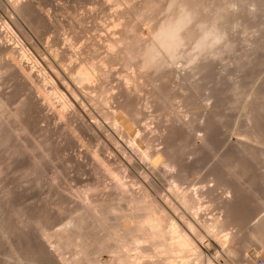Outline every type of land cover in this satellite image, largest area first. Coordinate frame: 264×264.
<instances>
[{"label":"bare ground","instance_id":"bare-ground-1","mask_svg":"<svg viewBox=\"0 0 264 264\" xmlns=\"http://www.w3.org/2000/svg\"><path fill=\"white\" fill-rule=\"evenodd\" d=\"M33 3L34 2L32 0H10L11 13H9L11 15H9L10 17L8 18L9 21L7 19H4V21L1 23L3 31L6 30L7 34L8 32H10L13 36L12 37L10 35L12 40L13 38L16 39V41L19 40L18 35L15 33L16 31H14V29L12 28V24L16 26L18 25V22L19 24L21 23V20L29 27H35V29L42 22L45 23L47 27H49L50 25H54L49 15H37L35 9H33V5H35ZM117 4L118 8L114 9L113 11H109V9L113 5ZM97 5H99L103 11L110 12H107L110 17V22L107 24L96 22L95 30H97V33H95V35L93 36H90V38L88 37L89 39L87 43L83 44L84 46L81 49H78L77 47L75 49L73 45L70 44L69 46L64 47L62 52H60L61 49L60 51L58 50L59 48L55 51L52 50L53 52L49 51L53 61H49L50 59L46 58L47 56L44 55V53H42V50L39 48L38 49L40 51V57L38 56L39 58H37V56H34L28 48L26 49V45L24 46L20 42V40L18 42L21 46L14 44L12 45V43H9L7 41L3 42L7 38H5L3 41H1L2 39L0 40V87L6 81H11V83L13 82L17 84L18 89H30L28 93H25V97L21 98L22 100H20V103H18L19 105L13 109L9 108L12 100L11 93L6 92V94L5 92L3 93L0 91V149L2 150L4 148V150H2L3 152L8 149L6 151L7 153L3 155L6 156L10 152L11 159L16 160L18 162L17 165H20L19 163H21L22 165L23 163L27 164V161L25 160L24 161L26 163L22 162V158H25L27 156V158L29 157L30 159V164L28 163L30 166L28 165V167L31 169L33 168L32 171L34 169V171H37L39 169L38 171L41 172L43 167V165L41 164L44 162L43 160L50 157L47 156V154L50 155L52 151L55 152L54 154H57L56 152L59 153L60 151H63V149L67 148V146L69 147V145H72V143L75 144L76 140L73 142L70 140L72 139L70 137H72L77 131L86 132L87 130V132L89 133L90 130L95 131L94 129L100 130V128H102V125H100L101 123L99 124L94 115L91 114L90 110L88 109V111L86 109L87 106L85 108V105L82 101L83 99L80 98V95L85 100H87L90 105L94 106L97 113L99 112L102 115V118H104V120L107 122L106 124H108L110 128V134L108 138L109 142L113 145V147H115L120 156L127 161L128 152H126L125 149H123L121 146H118V138L128 137L130 139H135L137 137V134L132 127L125 128L122 126H118L117 123L114 124L115 122L113 123V121L115 120L113 119H115L114 116L116 113H118V115L120 114L123 117L131 118V121H133L132 125L138 124L139 126L143 120L148 118L147 116L149 111L144 108L145 106L143 105V103L145 99L143 98L144 95L142 96V91L145 90L147 86L151 87L148 91L150 94L151 103L155 102L159 106L161 105L160 107H162L172 100H176L177 97H180L181 101H183L185 105L194 107L195 104L193 103L196 102L194 100V97L195 99L198 97V94H194V89L200 84V82L201 84L202 82L204 84V82L208 81L207 84H209V80L215 79V82L217 84L222 85L223 83H221V81H224V78H227L225 76L228 75L226 73L228 71L226 67L227 64L225 65L223 62L224 65L222 64V67L220 66V69L218 68L219 71H215L218 76L216 74L215 78L213 79L212 73L215 66L213 65V61L215 59L221 58V60H223L225 56H229V54L226 55L225 53H232V59H230L232 60L230 62L232 67L229 65L230 68H232L231 71L243 69L244 66L243 68L241 67L242 65H246V59L249 64L253 61L249 60L251 59L249 57L245 60L244 58L247 57V54L251 55L250 52L256 49V46L257 48L258 46H261L259 43H262L261 41L263 40L262 38H258L257 36H255L256 34L252 35L257 38H247L246 40L250 39V41L252 42L251 45H248L244 52L242 51V53H239L237 52L239 51V48H237V46L239 45L237 44L238 40L231 34L232 32L230 30L235 25V23L238 24L240 22H238L237 19L240 17L239 19L241 20L242 16L248 17H246L247 19H245L247 21L244 22L246 24L248 23V20H252L251 22H249V24L252 25V22L255 21V23H261H256L255 26H259L258 28H260V25L263 26L264 0H97ZM40 13H42V11ZM6 14L8 13L6 12ZM13 15L16 17V19ZM80 20L78 21V23H84ZM243 20L244 18L239 24H241ZM251 25L247 24L245 25V27L247 28V26H249L248 28H251ZM20 26L18 29H20ZM81 27L82 28L79 32H85L89 28H85V26ZM146 27L147 33L144 32V28ZM262 29L264 30V26L259 31H262ZM22 36L24 35L22 34ZM26 36L28 38V35ZM236 37L238 36L236 35ZM253 39H260L259 42L256 40L259 45L255 44L256 46L254 47L255 40ZM58 41L61 40H54L53 42L58 44ZM247 43L250 44V42L248 41ZM51 47L53 48V46ZM37 50L36 53H39V51ZM101 50L104 51V55L101 56L102 58L98 60ZM2 56H5L6 58H2ZM68 59H70L69 64H66V66H68L64 67V61ZM183 60L185 61L184 64L186 63L190 65L191 70L194 72L192 73L198 74L199 77V80H192L194 79H191V77L193 76L192 73L189 72L187 76L185 75L186 77H184V80L182 81H184L185 84L186 82H189V91H184L182 89L181 91L179 88L178 90L174 86V84H171V80L176 72L175 65L176 63ZM55 63L59 68L55 66ZM115 64H120L126 69V72L128 71V69L129 71L122 77H115L117 71L112 68L113 65L115 66ZM130 69H132V72H130ZM228 73L230 76V73L232 72L228 71ZM233 79L234 77L231 78L230 76L228 80L230 84ZM235 79L233 80L235 84L233 82L232 83L234 87L236 86L235 89L237 90V87L241 84H237L235 82ZM113 81H116V83L113 84ZM184 82L182 88L184 87ZM263 82L264 81L262 79V86H259L260 83L258 86L263 87ZM216 83L215 85H217ZM215 85L213 84L209 87L211 88ZM234 87L232 86V89ZM216 88L217 86H215L214 90ZM218 88L220 91V87ZM247 88L245 92H247ZM258 88L256 87V89L253 90L252 87V90L255 92V95L257 94V97L253 95L254 93L250 94L247 92L249 94L248 96L252 95V97L254 96V99L248 97L247 99H250V101L245 99V101L243 102L244 106L243 104H241L242 106L240 105L241 107H243V109L245 108L247 112L246 114V112H244L245 109L243 110L245 114L242 113V115L247 116L244 118H247V120H244L247 122V124H244L245 122H241V129H243L245 125H247L248 128L246 131L248 132L247 134H245V131V133L241 134H245V138L247 139L253 138V140L256 141L253 142L255 143L254 146L252 145L253 140H248L249 143L251 142L250 144L254 148L250 146L249 143V146L243 145L242 148L241 145L243 143L241 144V142L244 141V138H242L243 140L241 142H237V144H235L234 146L232 145V148H235V146L238 147L237 150H239V152L241 150L244 151H241V154H239V156L237 155V152L234 151L236 150V148L234 150L225 149L227 151H231V153L235 152L234 154L239 158L238 160L237 156L234 157L235 155L233 154V157L237 158V164L236 161L235 163L233 162V164L230 162L232 166L234 165L233 167L231 166L232 168H237V170L235 171L236 174L233 175V177L235 176V178L236 176H238V178L242 176L241 178H243L245 171H248L247 169H245L248 168L246 166L248 165V163H250L252 166L256 165V161L258 162L259 160L258 155H260V160L262 159V163L259 160L257 165L261 164L264 167V88L262 91H260L261 88H259L260 90ZM35 89L40 90V94H37L36 91H34ZM111 89L116 90L112 91ZM186 89L188 90V88ZM257 89L259 90V93L256 92ZM252 90L250 92H252ZM41 91L43 94L41 93ZM15 92L16 91H13V93ZM45 92H47V94L49 92L50 95L48 94L49 96L42 97ZM17 93L19 94V92ZM216 97L215 101H217V98L219 100V97ZM112 102H114V105L112 104ZM219 106L220 105L218 104V106L215 107ZM201 107H203V109H199L200 111L198 110L199 107L197 108V118L194 114L196 112V109H193V114L195 116L192 115L194 116L192 117V119L196 118L193 119L194 121L196 120L195 124H197V121L201 116L211 118L215 117V115L218 114V108L214 107V110H212L210 109L211 107L208 108L209 106L206 107L205 105H202ZM85 115L89 119H86ZM181 116L179 113H175L172 118L173 121L164 126V128L166 127V131L162 135L164 141L163 143L165 144L164 148L162 147L159 149H154L155 146H152L153 149L151 148L150 151L148 149L149 153L146 151L148 154L147 156L155 163L152 166L155 165L154 169L156 170V174H163L162 177L164 176L167 179L173 176L176 177L175 174L178 172L175 170L176 166L180 168L179 170H181V173L184 171L183 173L185 174L186 171V161L183 163L185 157L179 153L180 149H178L179 152L177 150V145L181 141H178L179 139H183L184 142H187V140L192 143L195 142V148L193 146L192 147L197 151L203 144L202 143L200 145V143L196 142L197 134L195 132L196 130L194 131L193 129V126L195 125L193 123L194 121L192 119L186 121V119H182L183 116ZM39 118L47 119L48 121H50V123L51 121H53L54 126L50 128H43V126L42 128H40L41 126H39L40 132H43L46 138H42L43 142L41 141V139L40 142L38 141L39 143L36 142L35 144H32L35 142L32 141L31 144L35 147H30V145L28 144H30V139L33 140V138L35 137V135L34 137H32L31 135L33 131H37L36 128L38 126V122L36 123V121ZM63 118H65L66 120H62ZM72 121H76L77 125H75V128L71 127L70 130L67 129L66 131V128H68ZM208 125L211 126L210 124ZM208 125L205 126V130H207L203 134L204 136L200 137L201 141H204L203 146L206 142H209L210 138L208 136H212L211 131H213V127L211 126L209 128ZM140 126L143 133L142 137H149V134L152 133L150 127L144 124V122ZM196 128L197 127H195V129ZM57 132L65 133L66 137L70 138L69 140L71 143H51V141L53 140H49V138L51 137L49 135ZM75 137H77V135ZM28 138H30L29 141H27ZM48 140L50 143L48 142ZM25 141H27L28 144H26ZM177 141L179 143L175 146ZM245 141L244 143H246ZM238 144L239 146H237ZM205 146L203 150L207 147H210L211 145ZM136 147H134V149H136L135 151L143 149L142 147H140V145ZM30 148L33 151L35 149L32 148H36L37 151L39 150V153L37 154L36 152H31ZM100 148L101 147H97L98 152H105V149H107V147H102L101 149ZM253 149L254 151L256 150L255 153H257L258 155L253 152ZM46 151H48V153ZM143 151L144 150H142V153H144ZM249 151H251L250 153L253 152L255 154L254 159L252 158V160H256L254 164H252L254 161L251 163V157H253V154L251 155L249 153L250 158L248 157V160L250 159V162L248 160L245 161L248 156V153L247 155H245V152ZM146 152L144 153V155H141V153V156L138 155L141 158H144V161L146 160ZM200 152L201 151L199 150L198 153ZM228 153H223L222 155L226 158H222L226 160L229 156L227 155ZM231 153H229V160L234 161V158L231 159ZM242 153H244V155ZM241 155L245 157V159L243 160L245 161L244 163L241 159L243 157L240 158ZM256 155L258 156V158L255 157ZM43 156L46 157L44 158ZM219 157L218 160L221 161L222 159H220L221 157ZM76 159L77 160L74 161L80 163V160L78 158ZM108 160H111V157H109ZM220 161H218L220 164L222 162L229 163L228 161L224 160L221 162ZM217 163L216 165H220L219 163ZM225 163H222V165L224 164V166L222 167L224 168V170L226 168L227 171V168L230 165H227ZM245 163L247 164L246 166ZM214 165L215 164L213 163V167H211V172L213 173L211 174L215 173L219 175L218 173L220 172H218V168L221 165L219 167ZM39 166H41V169L37 168L36 170L35 167ZM214 167H218L217 170ZM231 167L230 169H232ZM25 168L27 169V167ZM29 168L25 172V170H23V165V168L21 167V171L23 170L27 174L28 171H31L29 170ZM252 168L250 167L249 169L251 170ZM2 169H0V174L2 172H5L4 169L3 171H1ZM8 169L9 167L6 170ZM230 169L227 172H231L230 174H232V172L235 173L233 171L235 169L231 171ZM37 173L38 172H36L34 176L36 177L37 175V177H40L39 173ZM248 173L245 174V176L248 175ZM177 174L179 175L180 173ZM117 181L118 180H116V183H112L111 181V184L109 185L101 182L97 183V188L102 193H98L97 195L100 197L96 199L90 198L89 195H86L87 193L85 195L82 194V196H80L78 199H74L70 194H65V192H63L65 196H61L62 201H65L64 203L67 204L73 203L74 207L70 209V213L73 210V215L71 216L70 220L66 224H64L65 226L63 225L61 228L55 229L53 231L51 230L50 226L51 224H53L52 217L47 213L45 208L43 209V207H38L36 209L34 208L33 210L31 208L30 211H27L28 208L26 210L22 208V210L18 211L20 207L17 208V205L14 206V209L16 208L15 210L18 211V213L22 211L19 214L21 216L23 214V217H25H21V220V218H19L18 216L20 222L24 221L25 219V223H27L26 225H28L29 221L33 223V225L35 224L36 227H39L40 233L38 232V230L37 232L41 235H39L40 237L43 236L44 238L42 239L37 236L39 240L35 238V235L37 234H33L35 236L34 237L31 234L32 232L29 233L30 230H26L27 228L25 227V224L23 226H20L25 227L24 229L22 228V230L21 228H18L19 224H17V231L20 229L18 231L17 240H8V237H10L8 235L10 233L14 234L16 230L14 229V226L12 227V223L10 225L11 221L9 222V216L12 213L11 210L13 209V201L10 202L11 197H13L12 192L9 191L11 194L8 192L10 195H6V191V194L4 195L8 196V200L7 197L5 199L3 196L4 199H2L1 201H5H0V235L4 236V238H7L8 241H5L10 247L8 248L11 250L15 258L20 260L19 262H22L23 259L30 258L32 260L41 261L43 262V264H51V259L54 258V261L59 260L58 264H161L162 261L157 257L161 256V254L167 253L168 255H166L165 259H167L168 256V264L177 263L175 262L174 258L176 254H183V257H185V255H191L192 258L188 259V256V258H186L190 260V262L194 261V263L196 264H217L218 260L221 259L222 254L217 252V255L215 257H212L205 252V246L202 245L204 248L201 247V242L205 237L204 234L207 233L214 238V241L217 242L218 245L221 246L223 252L227 251L226 254L230 258L224 264H234L233 259L236 252L232 249L226 250L224 247H226L228 245V242H230L231 240H238V236L236 235L237 233L234 231H228L227 229L236 227L237 224L242 221L246 222L244 221L245 215L244 218L242 216L244 214V210L242 211L241 209L243 208V204L240 203V201L243 202L241 200L242 198L239 201L240 194L238 193V191L240 189L237 190V188H234L237 190L236 192L239 194V197L237 198L236 196L238 195H236V193L234 192L236 196H231L225 201V203L223 204V214L221 216H213L200 220L199 218H201V212L203 210L201 211V209H199V211H195L197 204L201 202L199 199L200 193L196 194V190L194 192H192L193 190L178 191L177 188H173L174 190H172L174 194L180 199L182 205L190 210H193L195 208L193 210L194 214L197 217V220H200L197 221L194 216L192 220L190 218H186L184 214H181V216L179 217H182V219L178 220L183 221L182 223H179L178 220H175L176 218L174 219L170 214H168L169 212H165L164 207L161 206L157 200L150 198L148 192L145 195H142V193H137L138 195H129V192L128 194L125 193V190H123L122 188L123 182ZM199 182H205V179L203 178ZM237 185L239 186V184ZM108 186L111 188H108ZM106 188L108 189L106 190ZM87 189V191L89 192L90 190H95L91 187ZM6 190H8V188ZM98 201H101L102 204H98ZM170 206L174 210H177L174 204H171ZM198 206L199 208H201V205L198 204ZM239 208L243 212V214L241 213L242 215L239 212ZM204 209H207V207ZM24 210L26 212L23 213ZM61 218L63 219L64 217ZM242 218L244 220H242ZM246 219L248 220V218ZM127 222H131V226H125ZM197 222H199L201 229L198 228ZM251 222L249 221L244 224H246V226H252L249 230V234L251 241L253 243L256 242L254 245L257 244V248H255L254 250L257 253H264V214H262V216L255 220V222L252 223L253 225H250ZM21 223L20 225H22ZM244 224L242 223V225L246 227ZM239 225L237 227H239ZM242 225L240 226L242 227ZM66 234L72 236V239L68 238ZM51 238L54 239L55 245L57 246L55 249L57 250L50 247L51 244L49 242L52 240ZM67 246H72L71 251L75 249V252H70L69 250V254H74H72V256L70 255L71 257H68V259H66L67 256H65V252L63 253L62 251H60L63 248L64 250L67 248V254ZM58 250L60 251L59 254H64L65 259H63L64 256H60L58 254ZM132 251H135V253H133ZM104 252L112 254L113 257H111V260L109 262H103L100 259L99 254L102 255V253ZM250 258L248 260L243 259V261H247L246 264H254V262H256L254 261L255 259L253 260V256H251ZM12 259L14 258L12 257ZM181 259L184 260L183 262L187 261V259ZM164 261L166 263V260ZM176 261H178L179 263L180 260Z\"/></svg>","mask_w":264,"mask_h":264},{"label":"rangeland","instance_id":"rangeland-1","mask_svg":"<svg viewBox=\"0 0 264 264\" xmlns=\"http://www.w3.org/2000/svg\"><path fill=\"white\" fill-rule=\"evenodd\" d=\"M32 1L34 2L33 4H35V5H33V9H35L37 15H39V16L42 14L49 15L50 18L52 19V22L54 23V25H53L54 27L51 25L49 27H47V25H45V23L42 22L35 29V27L34 28L29 27L26 23H24L21 20L20 24L18 22V25L19 26L21 25L20 29H18L19 26L16 24H15L16 26H14V24H12V28L14 29V31H16L15 33L18 35V39L20 40V42L24 46L26 45V49L28 48L29 51L34 56L35 55L37 56V58L40 57L39 56L40 55L39 49H41L42 53H44V55L47 56V57L45 56L46 58L50 59L49 61H53L49 51H52V50L55 51L59 48L58 50L60 51V49H61L60 52H62L64 47H67L70 44L73 45V47L75 49H76V47L78 49H81L84 46L83 44L87 43L90 36H93V35H95V33H97V30H95L96 22H100V23L102 22L105 24L110 22V17L108 15V13H110V12L103 11L100 8V6L97 5V0H32ZM113 6L109 9V11H113L114 9L118 8L117 7L118 4L113 5ZM96 7H98V8H96ZM85 9H86V11H85ZM10 11H11L10 0H0V25H1L0 26V32L1 33L3 31L1 22H3L4 19L5 20L7 19L9 21L8 18L10 17L9 15H11ZM41 11H42V13H40ZM6 12L8 14H6ZM246 17L247 16L241 17L242 19L244 18L242 23L247 21L245 19H247L248 17L247 18ZM81 18H83V19H81ZM15 19H16V17H15ZM85 19H86V21H85ZM238 19H237L238 22L242 21V19L241 20L240 19L238 20ZM19 20H17V21H19ZM79 20L81 22H84V23H78ZM82 20H84V21H82ZM251 21L248 20L247 24L251 25V24H249V22H251ZM239 23L238 24L235 23V25L230 30L232 32L231 34L235 38H237V40H238L237 44H239V45L237 46V48H239L238 49L239 51H237V52L242 53V51L244 52V50L246 49V47H248V45L249 46L251 45V43H252L250 41L251 37L252 38L258 37V38H262L264 40V30L262 29L263 32L259 31L261 28H263L264 25L263 26L260 25V28H258L259 26H255L257 22L255 23V21H254V22H252L251 28H248L249 26H247V28H246L245 27V25H247L246 23H244L245 25L242 23L241 24H239ZM253 23H254V25H253ZM259 24H261V23H259ZM87 25H89V26H87ZM81 26H85V28L89 27L85 31L86 33L85 32H79L82 28ZM236 28H237V30H236ZM74 30L77 32H75ZM20 32H21V34H20ZM144 32L147 33V27L144 28ZM22 34L24 36H22ZM25 34L28 35V38ZM79 34H80V36H79ZM254 34H256L255 36H257V37L252 36ZM10 35H11L10 32H8V34H7L6 30H4L3 33L0 35V40L2 39L1 41H3L5 38H7L3 42L7 41L9 43H12V45L14 44V45L21 46L18 42L19 40L16 41V39L13 38V40H14L13 41L12 38L10 37ZM236 35L238 37H236ZM74 37H75V39H74ZM247 38H250V39L246 40ZM9 39H10V41H9ZM76 39H77V41H76ZM54 40L55 41L61 40V41H58L60 44L53 42ZM253 40H255L254 47L256 45H259V44L261 46H258V48L256 46L255 47L256 49H254L250 52L252 56L250 54H249L250 56L247 54V57H245L244 60L249 57V58H251L249 60H253V61L249 64L247 59H246V65H242V67H241V68H243V66H244V68L239 69L241 72L239 70H237V71L234 70L235 72L231 71L232 68H230V66H231L230 62L232 60H230V59H232V53H225L226 55L229 54V56L224 55L225 57L223 56L224 57L223 60H221V58H218L219 60L215 59L213 61V65H215L214 71L212 73L213 79L215 78V76L217 74L216 72L219 71L218 68L220 69V66L222 67V64L224 62L225 65L227 64L226 65L227 70L232 72V73H230L231 78H233V77H234V79L236 78L235 82L237 84H239V83L241 84L238 86L239 88L241 86L240 89L238 87H237V90L235 89L236 86L234 87V85H233L234 79L232 80L233 83L230 81L232 85L229 83L228 80H229L230 76H229V73L227 71L226 73L228 75H225L226 73L224 74L227 78H224L225 80L224 81L222 80L223 82L221 81V83H223L222 85L217 84L215 82V79L214 80L211 79L212 81L209 80L210 85L207 84L208 81L204 82V84L202 82L203 85L200 82V84L196 87L197 90H196V88L194 89V91H195L194 94L195 95L198 94L197 95L198 97L196 99L194 97V100L196 102L193 101V102H195V103H193V104H195L194 107L192 106L193 108L191 106L185 105V103L183 101H181L180 97H177L176 100H172L168 104L160 107L161 105L159 106L155 102H154L155 104L151 103L150 94L148 92L151 87L147 86L146 89L142 91V96L144 95L143 98L145 99V101L143 103V105L145 107L144 106L143 107L147 111H149L148 116H147L148 118L143 120L142 123H140V125L143 124V122H144V124H146V125H148V127H150V129L152 130L151 131L152 133L149 134V137H142L143 133L141 130V126L140 125L138 126V124L132 125L133 121H131V118L123 117L120 114L118 115V113H116L117 115L115 114V116H114L115 119H113L115 121H113V123L115 122L114 124L117 123L118 126H122L125 128L132 127L133 130L136 131L135 133L137 134V135L135 134L137 136L135 139H130L128 137L118 138V143H119L118 146H121L123 149H125L126 152H128L127 153V156H128L127 161L124 160V158H122L120 156V154L117 152L115 147H113V145L109 142L108 138H109V134H110V130H109L110 128H109L108 124H106L107 122L104 120V118H102V115L99 112L97 113V111L95 110L96 108H94V106L90 105L89 102H87V100H85L81 95H80V98L83 99L82 101L85 105V108L87 106L86 109L90 110L91 114L94 115L95 119L99 122V124L101 123L100 125H102V128H100V130L94 129L95 131L90 130L89 133L87 132V130H86V132L85 131L84 132L83 131H81V132L77 131L75 133L77 135V137H75L76 136L75 134L73 135L75 139L73 138V136L70 137L73 140L66 137L65 133L57 132V133H54L55 135L50 134L49 136H51V137L49 138V140L50 141L53 140V141H51V143L52 142H55V143H63L64 142L63 144H65L67 142H70V140L73 142L75 140L76 141H75V144L72 143V145H69V147L67 146V148L63 149V151H60L59 153L56 152L57 154H54L55 152H53V151L50 155L47 154V156H50V157L43 160L44 162L41 160L43 163H45V164H43V163L41 164V165H43L42 171H41L42 173L38 171L39 169L37 170V168L41 169V166L35 167L37 171H34L35 169L33 170L35 173L38 172L40 177H37V175L35 177L34 176L35 173L32 171L33 168L31 169L28 167V165L30 164L29 163L30 162L29 157L27 158V156H26L25 158H22L23 159L22 162L27 161V164L23 163V165H24L23 170H25V172H26V170H28V168H29V170H31V171H28L29 172V176H28V172L26 174L23 170L21 171V167L23 168V165L21 163H19L20 165H17L18 162L14 159L13 160L11 159L10 152L8 155H6L7 159H6V156L3 155V154L7 153L6 151L8 149H6L4 152L2 151V150H4V148L2 150L0 149V162H1L0 163V167H1L0 169L3 168L5 171V172H2L3 174L2 173L0 174V201L4 198L6 199V197L8 200V196H6V195H8L10 193L9 191L12 192L13 197L10 196L11 199L10 198L9 199H10V202L13 201L12 202L13 209L11 210L12 213L9 216V218H10L9 222L11 221L10 225L12 223V227L14 226V229L16 230L14 232L15 235L13 233H10L8 235L11 238L7 236L8 240H11V239H13V241L15 239L17 240L18 231L20 230L19 229L17 231V229H16L17 224H19L18 228H21V230H22V228L24 229L26 227L27 228L26 230H28V231L30 230L29 233L32 232L31 233L32 235L37 234V235H35L36 237L33 235L37 240H39V238L44 239L43 236L40 237L41 235L39 234L40 233L39 227H36L35 224L33 225V223L28 221V225H26L27 223H25L26 222L25 219H24V221H21L23 223L20 222V219H18V216H19V218H21V217H23V214L21 216L19 213H21L22 211L19 213H18V211L22 210V208H24L25 210L28 208L27 211H30L31 208H32V210L34 208L36 209L38 207L39 208L43 207V209L45 208L47 213L52 217V223L53 224H51L50 226H51V230L53 231L55 229L61 228L64 224H66L70 220L71 216L73 215V213H72L73 210L70 213V209H72L74 207L73 203L67 204V203H64L65 201H62V199H61L63 196H65L66 193L70 194L74 199H78L80 196H82V194L85 195L86 193H87L86 195H89L90 198L96 199V198L100 197L97 194L102 193L101 191L98 190V188H97L98 184L97 183L101 182V183H104V184L106 183L107 185H109V184H111V181H112V183H116V180H118L117 182H123L122 188H123V190H125L124 191L125 193L128 194V192H129V195L130 194L131 195H135V194L138 195L141 193H142V195L143 194L145 195L148 192L149 197L154 199V200H157L159 202V204L164 207L165 212L166 213L169 212L168 214H170L174 219L176 218L175 220L182 219V217H179V216H181V214L182 215L184 214L186 218H190L192 220H193V216H194V218H196V220H197V217L195 216L194 211H193L195 208L193 210L192 209L190 210V209L184 207L182 205V203L180 202V199L173 192V190L175 188H177L178 191L193 190L192 192H194L196 190L195 191L196 194L200 193L199 199L201 202L199 201L200 203H198V204L201 205L200 206L201 208H199V206L197 204L198 207L196 206V209H195V211L196 210L199 211V209H201V211L203 210L201 212L202 216H201V218H199L200 220H202L203 218L206 219V218L213 217V216L214 217L215 216L216 217L221 216L223 214V204L225 203V201L231 196L235 197L236 195H238V196H236L238 198L239 194H240L239 201L242 198L241 200L245 204L241 201H240V203H242L245 207L241 204L243 207L241 209H242V211L244 210V214L240 208H239V212H240V214L241 213L243 214V215L241 214L243 216V218L245 215V218H244L245 220L243 218H242V220H244L246 222L242 221V222H240L241 224L238 223L237 226L239 224L242 225V223L244 224V223H247L249 221L250 222L252 221L250 223V225H253L252 223H254L255 220H257L260 216H262V214H264L263 213L264 212V208H263V206H264V167L261 164L257 165V163L260 160V155L255 153L256 150L254 151V149H253V152L259 156V160L257 159L258 156L257 155L255 156V157H257L256 158L258 160V162H257L256 160H252V158L254 159V155H255L253 152L252 153H250L251 151L245 152L246 153L245 155H247V153H248L247 159H245V157H243L244 153H242L243 155H241L240 158L243 157V158H241L243 163L248 160V157L250 158V154L251 155L253 154V157H251L252 161L250 159L248 161L249 162L251 161V163L254 161L252 164H254L256 161L255 164L257 165V166L256 165L252 166L250 163L246 162V163H248V165L245 163V166L247 165L246 167H248V168H245V169H247L248 171L247 172L245 171V174H247L248 172L249 173L251 172V173L250 174L248 173V175H246V176L244 174L243 178H241L242 176H240L239 178H238V176H236V178H235V176L233 177V175L236 174L235 171L237 170V168L236 169H235V167L232 168L234 166V165L232 166L233 162L235 163V161H236V164H237V158H238L239 154H241V151H243V150H241L239 152V150H237L238 147L235 146L236 150H234L235 148H232V147L235 144H237V142L238 143L241 142L243 140L242 138H244V141L246 139V141H245L246 143H244V141H242L241 144L242 143L243 144L242 145L240 144L241 147L243 145L249 146V144L251 143V142L249 143V141L253 140V138H251V139L245 138V134L248 133V132H246L248 128H247V125H245L246 127L244 126V124H247V122L244 121V120H247V118L246 119H244V118L247 116L242 115V113L246 112V109L244 108L245 111L243 112L244 109H243V107H241L242 106L241 104H243L245 99H247L248 97L254 99V96L253 97H252V95L248 96L249 95L248 93H250V94L254 93L253 95H255V92L253 90L256 89V87L258 88L259 86H262V79L264 81V77H263L264 76V41L262 40L261 41L262 43L258 44L260 39H253ZM247 41L250 42V44H248ZM34 43L37 45H35ZM49 44H50V46H49ZM34 45H35V47H34ZM51 46H53V48ZM36 50L39 51V53L38 52L36 53ZM102 52H103V54H102ZM230 54H231V56H230ZM103 55H104V51L101 50V53L99 55L98 60L100 58H102L101 56H103ZM2 58H6V57L2 56ZM228 58H229V60H228ZM0 60H1V58H0ZM244 60H243V62H244ZM64 62H65L64 67H67L68 65L66 66V64H69L70 59H68ZM184 62L185 61L183 60V61L176 63V65H175V69H176L175 71L176 72H175V75L173 76V78L171 80V84H174V86L177 89L179 88L180 90L182 89L184 91H189V88H190V87H188V86H190L189 82L188 83L186 82V84H185V82L182 80H184V77H186L189 72L192 73L193 71L191 70L190 65H188L186 63L184 64ZM218 64H219V66H218ZM55 66L58 67V65L56 63H55ZM112 68H114L117 71L115 77H122L123 75H126L127 72L129 71V69H128V71L126 72L125 71L126 69L123 66H121L120 64H115V66L113 65ZM215 69H217V70H215ZM130 72H132V69H130ZM193 73H192L193 76L191 75L192 76L191 79L194 78L192 80H197V79L199 80L198 74H193ZM217 76H218V74H217ZM183 82H184V87H183L184 89L182 88ZM114 83H116V81H113V84ZM181 83H182V85H181ZM215 83L217 85H215ZM259 83H260V85H259ZM14 84L15 83H13V82L11 83V81H9V82L6 81L0 87L1 92L11 93L12 100H11V103L9 105V108H12V109L16 108L19 105L18 103H20V100H22L21 98L25 97V93H28L30 90V89H26V88H24L23 90L18 89L17 84H15V85ZM213 84L215 86H217V88L215 90H214L215 86H212L211 88L209 87ZM254 85L255 86L257 85V86L255 87ZM232 86L234 87L233 89H232ZM249 86H251V87H249ZM218 87H220L221 93H220ZM221 87H222V89H221ZM252 87H253V90H252ZM186 88H188V90ZM198 88H200V89H198ZM230 88H231V90H230ZM246 88H247L248 93L245 92ZM259 88H261V90ZM259 88L258 89L260 91H262L264 88V84H263V87H259ZM16 89H18V90H16ZM258 89L256 90L257 93H259ZM111 90L114 91L116 89H111ZM198 90H199V93H198ZM251 90H252V92H250ZM13 91H16V92L13 93ZM34 91H36L37 94H40V92H39L40 90L35 89ZM196 91H197V93H196ZM17 92H19V94ZM49 92H48V94H49ZM41 93H42V91H41ZM14 94H16V95H14ZM48 94H47V92H45L44 93L45 96L42 95V97L49 96L50 94L49 95ZM256 95H255V97H257ZM214 96L219 97V100L216 97L217 98L216 100L219 103L217 101H215ZM240 96H241V98H240ZM221 98H223V99H221ZM247 100L250 101V99H247ZM247 100H246V102H247ZM238 101L240 102V104ZM146 102H147V104H146ZM112 104L114 105V102H112ZM218 104L220 106L215 107V106H218ZM202 105H205L206 107L209 106L208 108L211 107L210 109H212V110H214V107L218 108L217 109L218 114H216L217 116L215 115V117H211V118H206L203 116H201L199 118V116H198L199 120L197 121V124H195L196 120L194 121L193 119L197 118L198 114H196V113L198 112V110L203 109V107H201ZM195 106H196V108H195ZM243 106H244V104H243ZM197 108H198V110H197ZM193 109L194 110L196 109L195 113H194ZM175 113H179L180 116L182 115L183 116V117L181 116L182 119H184V120L186 119V121H189L190 119H192V117H194L196 115V118L192 119L194 121V122L193 121L192 122L196 126L195 125L193 126V124H192V126L194 127V128L193 127L192 128L194 129V131L196 130L195 131L197 134L196 135V137H197L196 142L200 143V145L202 143L204 144V141H201L200 137L204 136L203 134L207 130V129L205 130V126L210 124L213 127V131H211L212 136H210V135L208 136L210 138V140L208 142L209 144L206 142L205 145H208V146L211 145V146L207 147L203 150L205 145L203 146V144H202L201 147L199 148V150L201 152L198 153L199 150L198 151L194 150V148H195L194 143L195 142L192 143V142L188 141L187 139H186L187 142L186 141L184 142L183 139H179L178 141L181 140L182 142L180 141V143H179L177 141L175 146L179 143L177 145V150L180 149V152H179V150H178V152L185 157L183 160V163L186 161L185 162L186 163L185 164V166H186L185 167V170H186L185 174L183 173L184 171L181 173L180 172L181 170H179L180 168L178 166H176L175 170L178 171L177 173H180L179 175L177 173L175 174L177 178L173 176L174 178L168 177L169 179H167L166 177L163 176L165 178L164 179L162 177L163 174H161V175L159 174L160 176L156 174V170L154 169L155 165L152 166L155 163L147 156L148 155L147 152H148V149H149V151L151 148L153 149L152 146H155L154 149L155 148L159 149L162 147L164 148L165 144L163 143L164 141L162 138L163 133L166 131L165 130L166 127L164 128V126L168 125L170 122L173 121L172 118H173ZM246 114H247V112H246ZM192 115H194V116H192ZM85 118L89 119L87 116ZM237 118H238V120H237ZM40 119L41 118H39L36 121V123L38 122L37 123L38 126L36 128L37 131L39 130V126H41L40 128H42V126H43V128L44 127L50 128V127L54 126L53 121H51V123H50V121H48L47 119H41V120ZM64 119L65 118H63L62 120H64ZM241 122L242 123L245 122L243 124L244 130L241 129L242 128V126H241L242 124H240ZM198 123H199V126H198ZM75 125H77L76 121L75 122L72 121L71 124L68 126V128H66V131H67V129L70 130L71 127L75 128ZM158 125H159V127H158ZM211 126H209V128ZM195 127H197V128L195 129ZM245 128H246V130H245ZM211 130H212V128H211ZM37 131L32 132L31 136L34 137V135H35L33 140H31L30 138L27 139V141H29V139H30V141H29L30 144H28L27 141H25L26 144L30 145V147L34 146L32 144H35L38 141L40 142V140L42 138L43 139L46 138L43 132H40V130L38 132ZM241 131H243V132H241ZM241 133H245V134H241ZM43 139L41 140L42 142H43ZM49 140H48V142H49ZM32 141L33 142L35 141V142L32 143ZM253 142H256V141L253 140L252 143ZM137 143H139V144H137ZM99 145H101V146H99ZM102 145H105V146H102ZM138 145H140V147L143 148L142 150H144L143 151L144 153L147 151L146 152V158H145L147 161L146 160L144 161L143 160L144 158L140 157L141 155H144V153H142V150L135 151L136 149H134V147H136ZM252 145L255 146V143H253ZM252 145L250 144V146H252ZM237 146H239V144ZM97 147H101V148L107 147V149H105V152L104 151L98 152ZM32 149H35V150L33 151L30 148L31 152L33 151V152H36L37 154L39 153V150L37 151L36 148H32ZM225 149H227V150L233 149L234 151L237 152L238 156L234 154L235 152L231 153V151H227ZM239 149H240V147H239ZM250 150H252V149H250ZM48 151H46V152L48 153ZM225 151L227 153L228 152L231 153V155H232L231 159H233L236 156H237V158H234L233 159L234 161L229 160L230 154L228 153L227 154V155H229L227 158L228 160L223 159L222 157H225V156H223L222 154L223 153L226 154ZM135 152H137V153H135ZM140 153H141V155H140ZM138 155H140V156H138ZM218 155L219 156L221 155L220 156L221 158ZM74 156H75V158H74ZM129 156H131L132 158ZM217 156L220 159H222L221 161L224 160V161L229 162V163L222 162V163H225L227 165L228 164L230 165L227 168L228 169L227 171H229L230 167L232 166L231 167L232 169H230V171L235 169V170H233L235 173L232 172V174H230L231 172H227L226 168L224 170V168L222 167V166H224V164L222 165V163L220 164L218 162L220 160H218ZM109 157H111V160H108ZM76 158H78L80 160V163L79 162L77 163V161H74V160H77ZM244 159H245V161H243ZM238 160H239V158H238ZM261 160H260V162H261ZM214 161L215 162L217 161L221 166L216 165L217 162L215 163ZM6 162H7V164H6ZM9 162H13V163H9ZM213 163L215 164L214 166H218V167L220 166L219 168L217 167L219 169L218 172H220V173L217 172L219 175H217L215 173L211 174V173H213V172H211V167H213ZM8 164H9V166H8ZM5 165H7V166H5ZM263 165H264V162H263ZM8 167H9V169L6 170ZM25 167H27V169ZM250 167L251 168L253 167L251 169L252 171L249 169ZM214 168H216V167H214ZM217 168H216V170H217ZM220 168H222V169H220ZM3 169L1 171H3ZM212 170H213V168H212ZM221 170H222V172H221ZM30 173H31V175H30ZM208 174H210V175H208ZM182 177H183V179H182ZM200 178L201 179L204 178L205 182L200 183L199 182L201 180ZM3 181H4V183H3ZM148 181H149V183H148ZM237 184H239V186ZM90 187L95 189V190H93V191L90 190V192L87 191L88 190L87 188H90ZM7 188H8V190H6ZM108 188H111V187L108 186ZM108 188H106V190ZM234 188H237V190L240 189L238 191L239 194L236 192L237 190ZM169 190H170V192H169ZM208 190H209V192H208ZM6 191H7V194H6ZM63 192H65V194H63ZM88 192H89V194H88ZM234 192L236 193V195ZM4 194H6V195H4ZM3 196H4V198H3ZM147 198H148V196H147ZM161 199H163V200H161ZM3 201H5V200H3ZM3 201H1V202H3ZM97 203L102 204L101 201H98ZM171 204H174L175 207L177 208V210H174L170 206ZM14 206H16L17 208L20 207V209H18V211H16L15 210L16 208L14 209ZM206 207H207V209H204ZM25 210L23 211V213L26 212ZM16 214H19V215H16ZM246 215H247V217H246ZM60 216L64 217V218L62 219ZM254 217L255 218L257 217V218L255 219ZM23 218H25V217H23ZM246 218H248L249 221ZM249 218L252 220H250ZM199 219L197 221H200ZM21 220H22V218H21ZM182 221L183 220H178L179 223H182ZM13 223H14V225H13ZM20 223L22 225H20ZM197 223H198L197 224L198 228L201 229L199 222H197ZM24 224H25V227H20V226H23ZM240 225H239V227L236 226L234 228L227 229L228 231L236 232L237 233L236 235L238 236V240H236V241L231 240L230 242H228V245L224 248L226 250L232 249L236 252L235 257H234L235 260L233 259L234 264H246L247 261L245 262V260L246 259L248 260L251 256H253V260L255 259L254 261H256V262H254V264H259L260 260H264V253H257L254 250L255 248H257V244L254 245L256 242L253 243L251 241L250 234H249V232H250L249 230L252 226H249V225L246 226V224H244L246 227H244L243 225L241 227ZM125 226H131V222H127V224H125ZM37 230L39 233L37 232ZM204 235H205V237L201 242V247L205 246V248L203 247L205 252L208 253L212 257H215L217 255V252L221 253L222 254L221 259L218 260L217 264H224L230 258L226 254L227 251L223 252V250L221 249V246L218 245L217 242L214 241V238L212 236H210L207 233ZM37 236H39V238H37ZM66 236L68 238L72 239V236H70L68 234H66ZM51 239H50L51 241L49 242L51 244L50 247H52V249L53 248L55 249L57 246L55 245L54 239L53 238H51ZM5 240H7V238L6 237L4 238V236L0 235V264H43V262H41V261L32 260L30 258L23 259L22 262H19L20 260L15 258V256L12 254L11 250L9 249L10 247L8 246V244ZM69 248H71V249H69ZM55 250H57V249H55ZM66 250H67V248L65 250L63 248L60 251H62L63 253L65 252V256H67L66 259H68V257H71L72 254H74V253L69 254V250H70V252H75L74 251L75 249H73V251H71L72 246L68 247V253L67 254L69 256L66 254V252H67ZM60 251L58 250V254ZM132 252L135 253V251H132ZM104 253H102V255L99 254L100 259L103 262H109L111 260V257H113L112 254L107 253V252L105 254ZM59 255L64 256V254H61V253ZM166 255H168V254L164 253V254H161V256L157 257L158 259H160L162 261L161 264L165 263L164 260H166V263L168 264V262H169L168 256H167V259H165ZM65 256H64V258L63 257L62 258L65 259ZM163 256H164V258H163ZM179 256H181V257H179ZM183 256H184L183 254H176L174 256L175 262H177L176 264H184V263L185 264H192V263H194V261L190 262V260H188V259L192 258L191 255L190 256L185 255V257H183ZM12 257L14 259H12ZM176 257H178V258H176ZM181 258L187 259V261L189 263L187 261L183 262L184 260ZM243 259H245V260L243 261ZM55 260H56V258H55ZM176 260H180L179 263ZM58 262H59V260L54 261V258H52L50 263L51 264H58ZM194 264H196V263H194Z\"/></svg>","mask_w":264,"mask_h":264},{"label":"built area","instance_id":"built-area-1","mask_svg":"<svg viewBox=\"0 0 264 264\" xmlns=\"http://www.w3.org/2000/svg\"><path fill=\"white\" fill-rule=\"evenodd\" d=\"M259 264H264V260H260V263Z\"/></svg>","mask_w":264,"mask_h":264}]
</instances>
